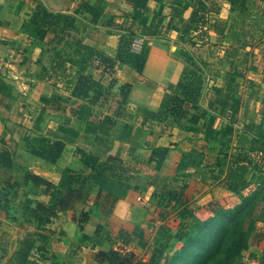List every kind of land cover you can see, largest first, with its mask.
Here are the masks:
<instances>
[{"label": "crops", "instance_id": "obj_1", "mask_svg": "<svg viewBox=\"0 0 264 264\" xmlns=\"http://www.w3.org/2000/svg\"><path fill=\"white\" fill-rule=\"evenodd\" d=\"M228 1L148 0L138 14L127 0H0V152H9L13 160L12 170H0V187L9 179L19 183L4 192L9 194V215L0 211L7 224L0 227V235L13 236L12 247H7L10 240L0 239V264H11L21 247L23 239H16L15 230L24 238L36 231L35 224H14L10 213L19 215L25 199L49 200L50 192L42 193L41 184H24L26 175L56 186L68 170L78 181L71 187L75 198L45 227V250L37 251L41 244L36 242L25 264H50L49 259L99 264L97 252L145 241L146 204L166 189L190 192V202L197 205L212 200L227 208L234 205L240 181L225 183L230 154L223 159L219 148L230 150L231 139L234 149L258 148L260 138L250 127L260 126L264 98L247 93V86L248 80L264 85V49L250 45L253 37L264 35V2L240 0L233 6ZM85 4L101 13L95 22L82 8ZM37 5L73 18L59 44L53 34L33 40L25 29ZM199 15L205 17L203 25L196 22ZM122 35L138 42L139 53L146 51L142 73L128 63H118L111 72L94 64V58H116ZM253 52L260 67L251 63ZM195 67L206 75L208 98L217 96L210 101L215 102L212 110L219 111L214 127V116L197 115L204 106L195 107V115L189 110L185 118L166 111L168 100L180 96L183 76ZM249 69L252 78L246 75ZM81 75L91 78V89L85 97H73ZM41 99L54 103L44 105ZM209 125L217 133L215 140L205 139ZM41 140L63 143L55 163L27 151V142ZM163 148L166 156L155 169L151 153ZM78 150L110 167L105 178L93 181ZM254 170L251 165L245 179L258 173L264 177ZM14 192L16 197H11ZM82 212L89 216L80 229ZM9 225L10 231L4 228Z\"/></svg>", "mask_w": 264, "mask_h": 264}, {"label": "trees", "instance_id": "obj_2", "mask_svg": "<svg viewBox=\"0 0 264 264\" xmlns=\"http://www.w3.org/2000/svg\"><path fill=\"white\" fill-rule=\"evenodd\" d=\"M127 1L133 4L134 11L138 14L143 12L148 2V0ZM261 1L264 2V0ZM228 2L233 6H236L240 3L238 0H229ZM82 8L92 16L93 22H95L101 16L100 12L87 4H85ZM71 20H73L71 16L54 14L48 11L44 6L37 5L28 18L25 24V29L28 31L29 36L33 40L44 41L49 34H53L56 43L59 44L62 42L63 34L67 30L66 28ZM196 22L197 24L203 25L205 22L204 15H199ZM131 43V35H122L119 38L117 55L115 59L99 57L101 64L104 65L105 71H113L118 63H128L138 73H142L146 62L147 53L144 49L138 54L130 53L129 47ZM195 77L199 79L200 76H197L192 70L183 76V83L178 85L180 96H173L167 102L166 111L168 114H171L177 118H185V116L188 114L189 109L185 107L183 108V105L185 102H187L186 100L194 101L196 99L199 89V82L197 83L194 81ZM91 86V78L81 75L71 95L77 98L85 97L90 91ZM41 102H43L44 105L54 103L49 99H41ZM175 103L179 104L177 108H175ZM180 104L182 105L180 106ZM37 119L40 120V115ZM227 134H229V130L226 129V131L221 136V139L224 138V136H227ZM216 136L217 133L212 128V125H209L205 134V139L215 140ZM257 145L258 148H251L253 150L234 149L231 151L225 178L226 184L232 180H239L243 187H247L248 184L245 181V174L251 165L260 171H264V140L258 139ZM63 146L64 145L61 142L50 143L41 140L39 144L27 142L26 149L31 155L53 164L59 158ZM253 151L256 152V155H253ZM166 153L167 149L165 148L155 149L152 151L151 161L155 162V169L160 168ZM77 154L81 163L92 170L93 181L98 182L105 178L107 174L106 171L109 170L110 167L99 165L98 160L94 156L84 151L78 150ZM12 168L13 160L11 154L7 151H1L0 170L10 171ZM119 179L121 178L119 177ZM30 181H35L37 185L41 184L45 188V190L43 189L42 193L47 194L50 192L49 200L47 203L34 202L29 199H25L24 201L20 202V218L28 224H35L36 231L33 233H28L26 238H23L21 247L17 251L11 264H25L36 242L41 244V246H38L37 251L43 252L45 250L44 246L48 240L45 227L51 224L52 221L57 218V213L76 196L75 191L71 190V187L78 180L77 177H75L73 174H70V171L68 170L62 174L61 180L56 186L43 182L37 177L26 175L24 184H29ZM17 184H19L17 181L9 179L6 180L0 187V211L2 210L4 213L8 214L7 195L9 194L4 192L5 189L13 190ZM162 193H164L163 197L168 201L175 200L179 205V209L180 206L183 207L184 204H186V201L182 197V193L178 195L170 191H164ZM15 194L16 192H14L11 197H16ZM156 196L157 195H153V198ZM209 212L212 214L211 218H209V223L215 228L213 237L216 236V240H214V242L209 246L203 257L212 258L219 257V255H221V257L227 259L228 262L233 261L235 258L240 256V253L243 250L247 248L248 240L251 232L253 231L254 223L260 221L264 224V196L262 195V192L260 194L258 191H256V193H252L251 196L242 197L240 203L232 209L225 210L222 208H212L209 210ZM178 214L182 220L188 217L190 218L191 222L198 221V218L193 215V211L189 209L181 208ZM88 216L89 215L87 212H82L80 214V218L77 220L80 229H82L84 224L87 222ZM222 218H225L223 222L220 221ZM98 231L99 230L97 227L96 233ZM122 235L123 231H120L119 237ZM259 240L264 242V231L260 234ZM123 244L125 245L127 242H124ZM121 248L122 246H117L116 250L110 249L107 253L97 252L95 254L96 261L102 263L104 259L120 257L119 251L122 250ZM162 257H164V252L160 249H154L151 258V264H159L160 260L163 259ZM49 260H51L50 264H60L55 261V259ZM118 260L119 259H117V262ZM165 260L164 263L166 262ZM224 261V259H220L219 263ZM258 264H264V243Z\"/></svg>", "mask_w": 264, "mask_h": 264}, {"label": "rangeland", "instance_id": "obj_3", "mask_svg": "<svg viewBox=\"0 0 264 264\" xmlns=\"http://www.w3.org/2000/svg\"><path fill=\"white\" fill-rule=\"evenodd\" d=\"M240 1V0H238ZM261 1V0H260ZM241 2V1H240ZM249 31V30H247ZM250 45L254 47L255 49L260 48L262 51L264 49V35H260L259 37H253L252 41L250 42ZM254 53V52H253ZM254 56H258V54L254 53L252 56H250L251 63L258 64L260 67L261 63L259 64V61H257V58H253ZM100 61V60H99ZM262 68L264 66H261ZM193 73H196L197 76H200L198 78H194L195 82H199L198 85V92L196 95V99L194 101H188L184 103L183 108H188L190 111H193L191 114L199 115L201 119H204L205 117L209 118L210 116H214L213 118V127L216 126V123L219 121L218 113L219 111H213L211 107L212 104L210 101L213 98H217V96H209L207 93V85H206V75L204 74L202 68L195 67L192 69ZM249 70H247V77H251L252 74H250ZM256 75V74H254ZM253 75V76H254ZM252 78V77H251ZM257 80V79H256ZM259 81V80H257ZM256 81V82H257ZM250 82H255V80H248V86H247V93H256L258 96H262L264 98V91L261 84V87L259 85L251 84ZM259 86V87H258ZM260 88V90H258ZM254 89V92L252 91ZM234 91V90H233ZM206 101H209L208 104ZM195 103V104H193ZM179 104L175 103V108H177ZM182 104H180L181 106ZM196 105V106H195ZM201 106L205 107V110L202 112L196 111V109H202ZM194 107V108H192ZM260 109V106H258ZM194 109V110H192ZM197 113H196V112ZM254 112V111H252ZM261 121L259 123L260 126H257L256 128L254 126H251L250 128L255 134L254 136L260 139L264 140V111L262 113ZM226 123V122H225ZM224 125V122L222 123V126ZM216 129V128H215ZM221 133V132H220ZM228 136V134H227ZM227 136H224V140H227ZM233 137V134H232ZM230 142L233 144L232 148L229 150V146L227 148L222 145L219 149L221 151L223 159H228V155L231 153V150H234V142L233 139L230 140ZM258 169L255 168V172ZM260 171V170H259ZM264 172V171H260ZM250 176V175H249ZM248 186L243 187L242 183L239 184V191L237 193V201H235L234 205L230 207L221 206L220 202L212 200L206 204H201L204 202H200V205L195 204L194 202H190L191 199V193L190 192H182V197L186 201L183 207L191 211H193V215L198 218L197 222H191L190 218H186L184 220L180 219L179 217V205L176 203L175 200L168 201L166 198L163 197L162 192L164 191H170L168 189L163 190L160 192L159 196L157 195L155 198L151 197L149 200V204H146V209L149 212L148 220H147V229L143 230L145 233V241L140 240V242H136V244H130L128 243V246L125 248H121L122 252H120V257H113L109 259H104L103 264H151V258L153 255L154 249H160L164 252L163 259L160 260L159 264H258L259 259L261 256L262 248H263V241L259 240L260 234L264 231V224L259 222L254 223L253 231L250 234L249 240H248V246L245 250H243L240 253V256L235 258L233 261H229L225 259L224 257H203L206 250L209 248V246L216 240V236L213 237L214 233V227L209 223V218H211L212 214L209 212L210 209H217L222 208L225 210L234 208L237 204L240 203L242 197H248L251 196L252 193H256L258 191L260 194L262 192V195L264 196V177L263 174L258 173V176L247 178L245 179ZM263 189V190H262ZM181 194V193H180ZM178 195V194H177ZM229 206V205H228ZM241 216V215H240ZM10 220L13 221L15 224L19 223H26L21 218L20 215H17L16 213H10V216H8ZM0 227L3 224H6L4 222V219L2 216H0ZM225 218L220 219L221 222H223ZM7 225V224H6ZM5 229H11V226H5ZM14 231V230H13ZM17 230L14 231V234L16 235V239H23L24 235L23 233H17ZM13 233V232H12ZM219 234V233H218ZM13 235L11 232H8L7 235H3V237L0 235V239H4L8 241L7 247L11 246V237ZM8 237V238H7ZM117 247V246H116ZM113 248V247H112ZM214 248V247H213ZM212 248V249H213ZM116 250V248H115ZM118 262H117V259ZM166 259V260H165ZM220 259H224L225 261L222 263L220 262ZM164 260L166 261L164 263ZM120 262V263H119ZM99 263V264H102Z\"/></svg>", "mask_w": 264, "mask_h": 264}, {"label": "built area", "instance_id": "obj_4", "mask_svg": "<svg viewBox=\"0 0 264 264\" xmlns=\"http://www.w3.org/2000/svg\"><path fill=\"white\" fill-rule=\"evenodd\" d=\"M129 51H130V53H139V51H140V47H139V44H138V42L136 41V40H133L132 41V43L130 44V47H129ZM94 64L95 65H100L101 63H100V61H99V59H97V58H94Z\"/></svg>", "mask_w": 264, "mask_h": 264}]
</instances>
